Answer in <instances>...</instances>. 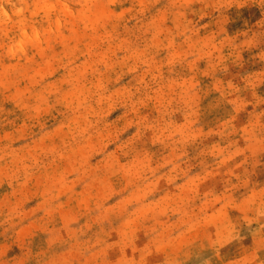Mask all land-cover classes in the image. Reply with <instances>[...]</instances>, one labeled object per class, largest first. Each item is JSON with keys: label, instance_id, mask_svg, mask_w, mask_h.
Returning a JSON list of instances; mask_svg holds the SVG:
<instances>
[{"label": "rangeland", "instance_id": "374dc122", "mask_svg": "<svg viewBox=\"0 0 264 264\" xmlns=\"http://www.w3.org/2000/svg\"><path fill=\"white\" fill-rule=\"evenodd\" d=\"M182 3L7 0L0 5V221L9 224L0 235V261L24 264L27 242L38 229L70 234L66 264H115L130 257L141 239L149 240L143 227L149 217L150 236L185 219L193 230L214 231L218 206L211 200L229 195L227 185L216 183L204 196L212 188L206 182L197 188L200 198L189 199L180 181L164 180L141 198L144 181L131 175L140 168L139 158L123 150L137 128L147 125L152 131H145L143 149L161 160L166 150L152 144L153 134L165 123L180 122L173 112L180 106L184 74L164 65L171 53L185 51V40L195 43L210 34H192L208 25L209 17H199V4ZM260 11L254 4L229 9L235 21L225 26L229 35L242 27L237 12L254 24ZM209 62L199 60L198 68ZM260 70L252 61L241 71L255 77ZM141 81L146 87L137 91ZM253 88L264 95V82L255 80ZM261 108L249 106L239 122L240 128L255 122L257 142L264 136ZM233 135L246 142L240 132ZM255 159L264 163L258 143ZM249 185L245 195L264 189V167L255 168ZM117 193L125 200L139 198L140 220L125 219ZM231 197L244 198L236 191ZM228 216L235 221L240 213ZM240 231L243 247L229 249V257L258 264L264 259V226L257 219Z\"/></svg>", "mask_w": 264, "mask_h": 264}, {"label": "clouds", "instance_id": "9594fccd", "mask_svg": "<svg viewBox=\"0 0 264 264\" xmlns=\"http://www.w3.org/2000/svg\"><path fill=\"white\" fill-rule=\"evenodd\" d=\"M190 4L201 6L198 13L201 19L205 15L209 17V24L195 29L192 34L205 30L210 34L195 43L185 40V51L171 53V58L164 65L168 71L184 74L180 106L173 112L180 122L177 127L165 123L154 132L151 141L162 145L166 156L153 160L143 149L144 133L152 131L147 125L137 128L136 134L123 144V150L133 152L139 158L140 168L131 175L144 181L141 198L151 195L156 184L164 180L170 184L180 181L189 193V199L200 198L197 188L206 182H212V188L204 196H210L214 185L221 182L228 186L226 191L229 195L211 200L214 206H218L214 217L215 229L211 233L191 229L189 220L185 219L150 236L154 229L149 217L143 222L144 235L149 236V240L141 239L132 248L130 257L122 256L115 264H251L250 260L231 259L228 251L233 247H243L242 241L246 237L240 231L242 224L259 219L264 226V189L245 195L255 168L264 167V163L255 159L257 143L260 151H264V136L258 142L255 140V122L239 127L243 116L248 115L246 110L249 106L253 111L264 106V95L257 96L253 88L255 80L264 82V0H183L181 6ZM249 4L260 8V19L253 24L242 19L237 12L242 27L229 35L225 26L235 21L230 19L228 10H239ZM0 5L7 6V0H0ZM213 12L215 16L211 15ZM196 23L199 24V19ZM245 54L248 59L244 58ZM199 60L210 62L200 70ZM252 61L261 64V70L255 77L241 71ZM205 79L208 84L203 83ZM234 81L240 83L234 84ZM139 85L137 91L146 87L142 81ZM261 115H264V108H261ZM260 127L264 130V124ZM234 130L246 137L244 144L238 142L233 135ZM217 137L219 139H214ZM233 191L244 198L233 200ZM116 196L120 200L118 207L128 214L126 220L141 219L135 210L139 198L125 200L119 193ZM231 211L240 213L235 221L229 219ZM170 229L178 235L174 236ZM8 230V222L0 221V235ZM69 239L70 234L65 236L62 228L59 231L36 230L27 242L24 264H66L64 256ZM261 240L264 242V236ZM0 264L12 262L0 261ZM258 264H264V259Z\"/></svg>", "mask_w": 264, "mask_h": 264}]
</instances>
